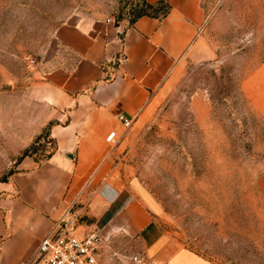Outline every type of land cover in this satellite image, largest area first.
<instances>
[{
	"label": "rangeland",
	"instance_id": "obj_1",
	"mask_svg": "<svg viewBox=\"0 0 264 264\" xmlns=\"http://www.w3.org/2000/svg\"><path fill=\"white\" fill-rule=\"evenodd\" d=\"M139 2L0 0V182L55 148L38 133L32 96L57 29L81 16L130 20ZM201 5L198 42L171 73L165 99L107 149L150 224L136 236L110 232L106 213L80 201L61 222L106 237L99 264H168L178 249L212 264H264V0Z\"/></svg>",
	"mask_w": 264,
	"mask_h": 264
},
{
	"label": "crops",
	"instance_id": "obj_2",
	"mask_svg": "<svg viewBox=\"0 0 264 264\" xmlns=\"http://www.w3.org/2000/svg\"><path fill=\"white\" fill-rule=\"evenodd\" d=\"M165 1L171 10L163 19L142 16L128 26L109 15L81 16L57 29L51 66L32 96L38 133L50 125L55 148L40 162L24 159L0 182V264H36L40 241L78 201L106 213L103 229L110 232L136 236L150 224L111 168L107 136L123 131L121 114L132 122L151 116L171 73L198 42L201 0ZM166 262L212 264L186 249Z\"/></svg>",
	"mask_w": 264,
	"mask_h": 264
},
{
	"label": "built area",
	"instance_id": "obj_3",
	"mask_svg": "<svg viewBox=\"0 0 264 264\" xmlns=\"http://www.w3.org/2000/svg\"><path fill=\"white\" fill-rule=\"evenodd\" d=\"M118 119L125 128L132 124L125 115ZM116 136V131H111L107 141H115ZM105 242L106 237L96 229L79 235L60 225L40 241L36 264H99Z\"/></svg>",
	"mask_w": 264,
	"mask_h": 264
},
{
	"label": "trees",
	"instance_id": "obj_4",
	"mask_svg": "<svg viewBox=\"0 0 264 264\" xmlns=\"http://www.w3.org/2000/svg\"><path fill=\"white\" fill-rule=\"evenodd\" d=\"M171 10V6L165 0H158L156 3H150L148 0H140L135 7L132 8V17L130 20H124L120 18H114L116 23L120 21H126L128 26L133 25V23L142 16H150L158 19H163L168 15ZM123 37V34H122ZM50 125L46 126L44 130L46 135H48V128ZM42 135H39L40 138ZM49 155V154H48Z\"/></svg>",
	"mask_w": 264,
	"mask_h": 264
}]
</instances>
